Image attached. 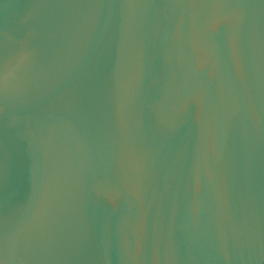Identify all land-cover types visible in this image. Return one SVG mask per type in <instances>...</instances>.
<instances>
[{"label":"water","instance_id":"obj_1","mask_svg":"<svg viewBox=\"0 0 264 264\" xmlns=\"http://www.w3.org/2000/svg\"><path fill=\"white\" fill-rule=\"evenodd\" d=\"M3 264H264V0H0Z\"/></svg>","mask_w":264,"mask_h":264},{"label":"snow or ice","instance_id":"obj_2","mask_svg":"<svg viewBox=\"0 0 264 264\" xmlns=\"http://www.w3.org/2000/svg\"><path fill=\"white\" fill-rule=\"evenodd\" d=\"M0 264H3V261H0Z\"/></svg>","mask_w":264,"mask_h":264}]
</instances>
